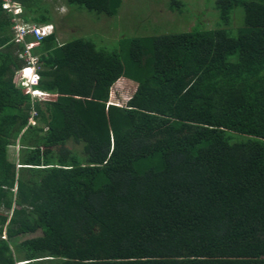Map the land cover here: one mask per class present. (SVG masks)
<instances>
[{"label": "trees", "instance_id": "trees-1", "mask_svg": "<svg viewBox=\"0 0 264 264\" xmlns=\"http://www.w3.org/2000/svg\"><path fill=\"white\" fill-rule=\"evenodd\" d=\"M13 1L18 15L0 0V264H264V0H214L212 27L110 49L27 35L47 100L13 81L23 43L12 25L52 16ZM65 3L112 16L121 0ZM120 77L136 87L107 104Z\"/></svg>", "mask_w": 264, "mask_h": 264}, {"label": "rangeland", "instance_id": "rangeland-1", "mask_svg": "<svg viewBox=\"0 0 264 264\" xmlns=\"http://www.w3.org/2000/svg\"><path fill=\"white\" fill-rule=\"evenodd\" d=\"M171 0H121L117 13L112 16L97 14L65 0H40L51 16L58 42L82 36L90 39L96 46L112 48L118 38L146 36L152 34L178 33L197 26L209 28L215 24L217 12L213 9L214 0H182L181 12L168 8ZM243 9L237 6L231 13L229 29L234 33L242 23ZM16 53V49L14 50ZM15 73L13 81H17ZM136 87V83L120 77L111 87V93L121 101L127 99ZM66 147L82 156V143L69 139ZM21 143L19 138L7 146V158L18 167ZM0 206V213H6ZM40 234V231L18 236V240Z\"/></svg>", "mask_w": 264, "mask_h": 264}, {"label": "built area", "instance_id": "built-area-1", "mask_svg": "<svg viewBox=\"0 0 264 264\" xmlns=\"http://www.w3.org/2000/svg\"><path fill=\"white\" fill-rule=\"evenodd\" d=\"M2 8L5 9L7 12L12 13L13 15H18L21 13L20 5L13 0H2ZM15 23L12 25L13 31V39L16 42L23 43V49L17 51V56L19 59L23 61V64L20 68L16 71L18 74L17 83L22 86L27 92L30 94L32 99L35 100H47L53 97L52 94L48 93L47 91L37 89L35 87H31V83L38 82L39 79V64L38 58L36 55H33L30 51L31 43L25 40L27 35H30L32 38L39 40L43 36H46L54 31L53 24L51 23H27L21 21L19 18L15 19ZM130 97V96H129ZM128 97V98H129ZM127 98V99H128ZM121 101L119 98L114 97V94L109 93L107 104H114V105H123L125 104L126 100ZM36 114L34 109L30 111V117L28 118V123L34 125V115ZM20 165V164H19ZM18 165V166H19ZM5 237V233L1 235Z\"/></svg>", "mask_w": 264, "mask_h": 264}, {"label": "clouds", "instance_id": "clouds-1", "mask_svg": "<svg viewBox=\"0 0 264 264\" xmlns=\"http://www.w3.org/2000/svg\"><path fill=\"white\" fill-rule=\"evenodd\" d=\"M51 24H52V23H51ZM53 32H54V31H53ZM53 32H52V33H53ZM50 34H51V33H50ZM38 81H39V79H38ZM37 84H38V82H34V83L32 82L30 86L39 89V88L36 86Z\"/></svg>", "mask_w": 264, "mask_h": 264}]
</instances>
